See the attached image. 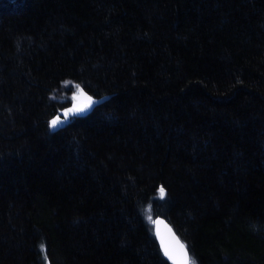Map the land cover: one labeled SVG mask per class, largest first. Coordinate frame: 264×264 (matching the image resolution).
<instances>
[{"label": "trees", "instance_id": "obj_1", "mask_svg": "<svg viewBox=\"0 0 264 264\" xmlns=\"http://www.w3.org/2000/svg\"><path fill=\"white\" fill-rule=\"evenodd\" d=\"M148 207L264 264V0H0V264H170Z\"/></svg>", "mask_w": 264, "mask_h": 264}, {"label": "water", "instance_id": "obj_2", "mask_svg": "<svg viewBox=\"0 0 264 264\" xmlns=\"http://www.w3.org/2000/svg\"><path fill=\"white\" fill-rule=\"evenodd\" d=\"M59 121L60 126H62L64 121L62 119H59ZM152 227L160 250L170 264H190L191 257L188 254L186 245L166 221L155 218Z\"/></svg>", "mask_w": 264, "mask_h": 264}, {"label": "rangeland", "instance_id": "obj_3", "mask_svg": "<svg viewBox=\"0 0 264 264\" xmlns=\"http://www.w3.org/2000/svg\"><path fill=\"white\" fill-rule=\"evenodd\" d=\"M64 89L60 92L59 98L56 97V99L60 100L61 102H67L69 103L68 110H63L60 114V116H57V118L51 120L50 128L52 130H56L58 127H60V121L59 119L65 118L68 119L70 116L85 114L91 110L92 105L95 103V100L92 98L87 97L81 87L76 86L74 84L68 83L64 85ZM158 196L163 197V192H158ZM146 213V220L149 222L152 221V214L151 210L148 207Z\"/></svg>", "mask_w": 264, "mask_h": 264}]
</instances>
